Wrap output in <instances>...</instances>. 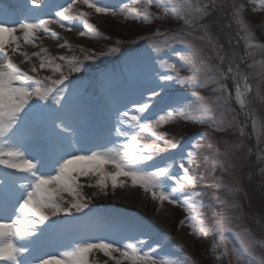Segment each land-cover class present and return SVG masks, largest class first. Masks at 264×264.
Masks as SVG:
<instances>
[{
	"label": "snow or ice",
	"instance_id": "obj_1",
	"mask_svg": "<svg viewBox=\"0 0 264 264\" xmlns=\"http://www.w3.org/2000/svg\"><path fill=\"white\" fill-rule=\"evenodd\" d=\"M132 2L65 0L64 4L57 5L59 10L54 15L43 19L0 18V59L7 61L0 63V165L22 174H5L11 190L5 185L7 195L0 201V264H32V260H36V264H97L94 258L97 253L107 258L103 264L109 261L112 264H184L173 252V247L183 251L184 246H170L168 233H157L151 225L137 223L136 234L129 235L98 218L89 220L78 234L61 243V250L55 254L26 258L33 251L38 234L45 235L55 223L53 217L61 213H83L89 208L92 197L107 196L109 191L115 195L118 189L142 190L158 204V210L165 203L183 207L187 215L179 225H187L189 235L198 238L212 234L213 230L219 232L224 254L234 256L237 264H241L237 248L225 235L243 215L237 211L242 207L238 200L239 182L226 184L221 178L218 186L226 189L224 203L230 211L215 220L213 229L201 218L202 194L195 190L202 179L195 170L207 133H198L185 145V136L169 138V132L162 129L184 121L207 124L216 133L235 130L241 137L255 136L257 146L264 141V116L257 113L249 99L254 88L255 99L264 103V43L258 42L246 19L248 3L256 13L264 10V0H231L230 3L229 0H134L137 7L130 9L127 5ZM32 3L36 8L42 6L36 0ZM153 8L159 12L152 11ZM225 8L230 10L231 21L238 26L237 44L240 39L244 42L245 50L241 55L232 45L231 34H227V43L233 49L229 54L224 45L213 38L212 22H202L214 11L227 15ZM93 15L121 16L143 24L170 17L183 21V26L164 31L157 28L147 37L154 61L165 72L157 71L155 79L145 80L140 98L130 101V107L115 110L114 123L109 129L115 132V139L90 144L92 117L87 111H77L70 106L66 82L72 73L81 72L84 61L96 59L97 55L85 52L83 59L74 54L52 56L44 47L29 55L23 51L21 40L38 47V33L63 39L50 30V25H58L66 31L81 27L83 31L79 35L82 37H102L104 34L90 21ZM0 16L6 17L3 8H0ZM260 26L264 27V22ZM196 31L201 35L193 36ZM194 40L203 42L209 52ZM120 43L117 40L107 52L99 55L121 52ZM176 44L186 46L188 51L175 49ZM59 47L70 49L71 45L63 40ZM166 51L176 59L164 58ZM15 54L22 55L25 61L36 57L39 66L32 64L29 71L23 70L13 63ZM214 59L216 63L212 62ZM241 63L246 64L249 71L242 69ZM189 65L192 75L182 76V69ZM41 70H49L53 75L40 76ZM169 83L188 84L193 89L210 87L211 94L191 91L182 96H165L166 103L158 107L161 93ZM233 100L240 113L229 115L235 112L230 107ZM241 113L243 121L238 120ZM249 121L251 134L246 132ZM211 146L215 150L214 163L225 172L235 168L236 153L245 147L243 139L229 141L222 137ZM258 159L264 160V150L259 151ZM260 171L264 173V169ZM85 187L95 189L91 196L85 195ZM66 194L71 200L66 199ZM92 232L105 234L93 236ZM234 234L249 256H253L258 246L264 248V240L257 239L247 227ZM217 247L218 242L213 241L211 249L219 264L221 255L216 252ZM246 264H264V255L255 256Z\"/></svg>",
	"mask_w": 264,
	"mask_h": 264
},
{
	"label": "rangeland",
	"instance_id": "obj_2",
	"mask_svg": "<svg viewBox=\"0 0 264 264\" xmlns=\"http://www.w3.org/2000/svg\"><path fill=\"white\" fill-rule=\"evenodd\" d=\"M59 1L42 0L40 8H36L31 0L29 1L30 5L26 8L18 3L0 5V8H3L6 12V17L3 16V18L9 20H32L36 17L43 19L48 15H54L55 11L59 10L57 5H62ZM112 2L119 3V0H112ZM230 2L231 0H229ZM127 6L130 9L137 7L134 0ZM251 7L252 5L248 3L246 19L253 27L258 42L264 43V27L260 26L264 22V10L253 13ZM152 11L159 12L156 8H153ZM224 11L228 14L222 16L220 11H214L210 17H207L202 22L206 24L210 21L212 22L210 32L213 38L224 45L225 51L229 52V54L233 49L227 43V34H231L233 37L232 45L235 46L237 54L241 55L244 53L245 46L242 39L237 44L238 26L231 21L230 10L225 8ZM101 17L100 21L98 15H93L90 21L96 24L104 34L102 37H82L79 35V32L83 31L81 27H74L71 31H66L58 25H50V30L58 33L63 39H55L50 35L38 33V47L24 44L23 40H21L23 51H26L29 55L39 51L40 47L48 49L52 56H71L74 54L83 59L85 52H94L97 55L96 59L84 61V67L81 72L72 73L69 76V81L66 82L70 106L77 111H87L92 117L93 127L90 144L105 143L108 140L115 139V132H109L114 123L115 110L123 111L125 106L130 107V101L140 98L141 86L144 81L155 79L157 71L162 74L165 72L164 69L158 68L154 61L147 37L151 36L157 28L160 31H164L165 29H176L183 26V21L174 20L170 17L164 20H155L151 24H143L132 19L125 20L121 16L101 15ZM17 35H20V33L18 32ZM200 35V31L193 33V36L196 37ZM63 40L69 42L71 45L70 49L59 47ZM117 40L121 42L119 44L121 52L112 55H99L101 52H107L110 47L115 45ZM193 42L202 44L206 53L209 52L207 46L200 40H194ZM173 47L177 50L183 48L188 51L187 47L183 45L176 44ZM81 49L84 51L82 52ZM163 57L170 60L176 59L170 51L164 52ZM257 59H260V57H257ZM12 61L13 63L17 61L15 64L25 71H29L32 64L39 66V60L36 57H32L31 61H25V58L20 54L12 55ZM6 62V60L0 59V63ZM212 62L216 63L217 61L214 59ZM251 62V60H248V63ZM224 67H227V61H225ZM241 68L249 71L244 63H241ZM180 74L185 77L191 76L192 66L189 65L187 69H182ZM39 75L48 76L53 74L49 70H41ZM54 78H58V76H54ZM228 83L231 87V81ZM252 83L254 84L255 81H252ZM157 91L160 90L157 89ZM191 91L200 92L202 95L211 94L210 87L207 89H193L188 84L169 83L166 85L164 92L161 93L162 99L157 106H164L166 103L165 96H182L187 95ZM249 99L253 101V107L257 110V113L264 116V103L255 99L254 88ZM230 107L234 108L235 112H231L229 115L240 113L239 106L234 100ZM238 120H244L242 113L238 116ZM162 130L169 132V138L185 136V145L198 133H207L202 141L201 159L198 161L195 170L196 174L202 177L195 188L196 191L202 194L200 197L203 204L200 209L201 218L214 229L215 220L230 211L224 203L226 189L218 186L221 183V178L226 184L238 181L241 189L238 194V200L242 207L237 211L242 212L243 215L240 219L234 221L232 227L225 231V235L230 238L232 244L237 248L241 256V264H246L247 261L254 259L255 256L264 255V248L258 246L253 256H249L243 251L234 234L235 231L247 227L257 239L264 240V173L260 171L264 169V160L258 159L259 151L264 150V141L257 146L255 136L246 135L241 137L240 133L235 130L216 133L207 124H192L184 121L165 126ZM246 132L249 134L252 132L250 121ZM218 137L229 141H239L240 139L244 141L245 147L236 153V166L231 172L223 171L214 163L215 150L211 145ZM249 149H251L250 155L248 154ZM177 171L179 170L177 169ZM6 173L16 176L22 175L15 172V170L0 165V201L7 195L5 185H8L9 191L11 190L8 177L5 176ZM83 182L87 183L86 180H83ZM94 190L93 188L85 187L84 193L91 196ZM120 190L118 189L115 195L109 191L107 196L92 197L89 208L85 209L83 213L73 212L71 215L61 213L59 217H53L52 219L55 223L50 225L45 235L40 236L38 234L33 251L26 258H39L45 253L55 254L58 250H61V243L78 234L89 220L98 218L108 221L114 227L129 235L136 234L134 228L137 223L151 225L152 229L157 233H168L171 237L170 246L178 244L184 246L183 251L173 247L175 257L180 258L184 264H217L211 249L213 241L218 242L216 252L221 255L219 264H237L234 256L224 254V245L219 242L220 233L215 230L206 237L194 238L192 236L191 248L186 246L179 235V231L182 228H189L187 225L184 227L179 225V221L187 215L183 207L165 203L163 208L158 210V204L150 196L144 194L142 190L126 189L127 193H129V197L126 199L119 198L118 191ZM66 199L71 200V197L66 194ZM228 199H231V197H228ZM158 219H162L164 224ZM104 234L103 232L90 233L93 236ZM186 256L190 259L186 258ZM94 258L97 260V264H103V261L107 259L99 253ZM32 264H36V260H32ZM109 264H112V262L109 261Z\"/></svg>",
	"mask_w": 264,
	"mask_h": 264
},
{
	"label": "bare ground",
	"instance_id": "obj_3",
	"mask_svg": "<svg viewBox=\"0 0 264 264\" xmlns=\"http://www.w3.org/2000/svg\"><path fill=\"white\" fill-rule=\"evenodd\" d=\"M2 1V2H1ZM8 1H10V3H13V4H15V3H19L20 2V0H0V3L1 4H6ZM38 2H42V0H38ZM60 3H62V4H64L65 3V0H60L59 1ZM22 5H23V7L24 8H26L27 6H29L30 5V3H29V0L27 1V2H22ZM85 10H87V9H85ZM0 18H3V16H0ZM98 19L101 21V19H102V17H101V15H98ZM15 63H17V61L15 62ZM118 194H119V198H128L129 197V193H127V190L126 189H121L120 191H118ZM161 223H163L164 224V221L162 220V219H158ZM189 233H190V228H182L180 231H179V235L181 236V239L183 240V242H185V244H186V246L188 247V248H191V246H190V242H191V235H189Z\"/></svg>",
	"mask_w": 264,
	"mask_h": 264
},
{
	"label": "trees",
	"instance_id": "obj_4",
	"mask_svg": "<svg viewBox=\"0 0 264 264\" xmlns=\"http://www.w3.org/2000/svg\"><path fill=\"white\" fill-rule=\"evenodd\" d=\"M204 250H206V249H204ZM205 252V251H204Z\"/></svg>",
	"mask_w": 264,
	"mask_h": 264
}]
</instances>
